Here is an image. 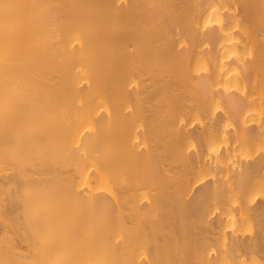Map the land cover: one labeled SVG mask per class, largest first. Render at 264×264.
I'll use <instances>...</instances> for the list:
<instances>
[{"label":"bare ground","instance_id":"6f19581e","mask_svg":"<svg viewBox=\"0 0 264 264\" xmlns=\"http://www.w3.org/2000/svg\"><path fill=\"white\" fill-rule=\"evenodd\" d=\"M0 264H264V0H0Z\"/></svg>","mask_w":264,"mask_h":264}]
</instances>
